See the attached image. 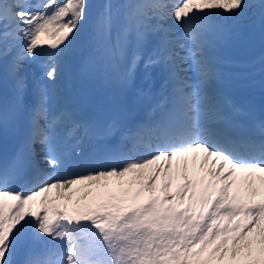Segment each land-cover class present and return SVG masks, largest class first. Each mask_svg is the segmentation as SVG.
Segmentation results:
<instances>
[{"label": "snow or ice", "instance_id": "obj_1", "mask_svg": "<svg viewBox=\"0 0 264 264\" xmlns=\"http://www.w3.org/2000/svg\"><path fill=\"white\" fill-rule=\"evenodd\" d=\"M92 8L89 0H0V64L13 80L0 129L28 123L24 146L0 165V264H264V120L246 119L213 86L222 79L219 46L250 13L264 25V0H106L87 62L106 66L121 94L141 66L146 80L161 73L155 93L138 91L152 101L146 118L123 130L53 111L42 83L26 104V65L38 64L54 85ZM189 160L205 172L199 180L189 179ZM109 178L118 190L104 183L106 193L86 203L48 206L53 189ZM21 179L26 192L11 187Z\"/></svg>", "mask_w": 264, "mask_h": 264}, {"label": "bare ground", "instance_id": "obj_2", "mask_svg": "<svg viewBox=\"0 0 264 264\" xmlns=\"http://www.w3.org/2000/svg\"><path fill=\"white\" fill-rule=\"evenodd\" d=\"M89 2L93 6L92 16L90 17L85 29L82 31L80 40L78 41L77 50L68 57L65 71L57 82L53 85L47 81V79L43 77V69L38 64L29 63L26 65L29 81L26 93V104L29 107L31 106L35 99L36 89L42 83L43 85H47L50 89L52 95V107H57V111L66 110L75 115V112L71 109V107L76 99L79 80L83 76H87L90 71H95V73L99 76L103 86V93L109 103L112 121H116L117 126L121 129V127H124L127 122H130L131 120L135 121L139 118L142 115V109L138 106V103L133 100L130 90L125 94L120 93L117 83L110 75L106 66L101 63L87 62L91 51L89 41L92 26L95 21L96 14L102 9L106 0H89ZM113 2H120V0H113ZM168 11L170 12L171 8H169ZM229 23L232 24L233 22L230 21ZM233 30V38L222 43L217 52L221 61L219 64V71L222 73V76H224L225 70L229 68V66L225 63L226 58L241 60L245 57L249 58L260 52H264V25L260 23L258 16H254L250 13L248 16L240 18L234 23ZM36 72L38 73L36 74ZM235 78L236 76H234L232 80ZM160 79V70L155 69L153 71L152 79L146 80L144 77L143 67L141 66L137 73L135 83H138L148 89L150 87L156 88L160 84ZM227 80H230V78L223 77L220 82L225 84ZM12 90V76L10 73L5 71L3 64H0V97L4 96L12 99ZM251 98V95L248 96L243 102V105L250 104ZM40 155L42 154L40 153ZM198 164L199 162H197V168L194 170L191 166V160H189V179L199 180L205 175V172L200 171ZM178 177L179 176H177L174 181ZM163 179V176H161V180L158 181V186L163 183ZM182 180L183 177L181 176L179 181L173 184V191L175 190L176 185L181 183ZM106 181L101 182L102 185L100 184V187L96 186L95 182L92 183L93 181H85L83 183L73 185L67 190L53 189L50 193L46 194L48 198L58 195L62 199L57 198L54 201L48 200V206L51 207L52 205H57L61 210H65V208H67V204H65L66 201L64 202L63 199H71L76 202V205L78 203H86L98 193H106L107 190L103 189V184ZM83 184L89 185V188L84 191L82 195H76L81 191L80 188L84 187ZM256 187H261L259 180L256 182ZM108 190L116 191L118 188L113 187ZM61 193H63V195H61ZM68 195L71 196L68 197ZM37 199L39 200L41 198ZM253 199L254 201H259L261 197L257 196ZM24 255L25 254L22 252L18 259L23 260Z\"/></svg>", "mask_w": 264, "mask_h": 264}, {"label": "rangeland", "instance_id": "obj_3", "mask_svg": "<svg viewBox=\"0 0 264 264\" xmlns=\"http://www.w3.org/2000/svg\"><path fill=\"white\" fill-rule=\"evenodd\" d=\"M181 178V176H179L175 181H174V183H176L177 181H179V179ZM92 183H94V182H92ZM96 183V186H98V187H100V184L101 183H97V182H95ZM106 184H107V186H108V189H111V188H113V187H117L118 189L120 188V186H121V182H119L118 180H116L115 178H109L106 182H105ZM93 185V184H92ZM102 185V184H101ZM83 186L84 187H82V188H80V192L78 193V194H76V195H78V196H80V195H82L83 193H84V191H86L88 188H89V185H84L83 184ZM103 189H105L104 187H103ZM157 192L159 193V186H158V188H157ZM71 196V195H70ZM69 195H68V197H70ZM257 196H259V195H257ZM62 199L60 196H58V195H56V196H54V197H50V198H48V200H50V201H54L55 199ZM63 201L65 202V204H67V208L68 209H70V208H72L74 205H76V202H74L73 200H71V199H63Z\"/></svg>", "mask_w": 264, "mask_h": 264}]
</instances>
